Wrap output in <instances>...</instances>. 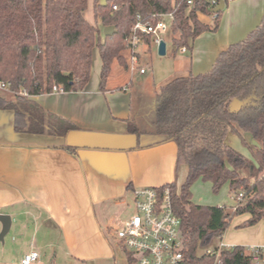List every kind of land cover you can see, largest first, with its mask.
I'll use <instances>...</instances> for the list:
<instances>
[{
	"label": "trees",
	"instance_id": "trees-1",
	"mask_svg": "<svg viewBox=\"0 0 264 264\" xmlns=\"http://www.w3.org/2000/svg\"><path fill=\"white\" fill-rule=\"evenodd\" d=\"M88 2L0 0V82L13 95V99L0 98V107L14 112L16 131L65 135L76 129L30 96L51 92L52 85L63 91L81 90L89 79L94 49L101 59L100 88L104 89L113 61L127 66L122 52L137 14L153 20L171 12L175 52L182 46L191 50L199 34L216 30L222 13L216 12L208 24L198 14L213 13L209 0H108L105 6L92 0L91 23L84 16ZM111 2L117 5L115 10L110 9ZM106 25L113 26L109 35H103ZM140 40L150 45L153 37L144 34ZM146 121L148 131L133 121L128 131L174 141L176 171L181 164L188 168L179 188L175 182L157 187L160 193L169 188L173 212L180 220L181 264H215L218 245L212 254H198V247L220 239L234 215L248 213L245 226L264 219V14L244 38L217 55L209 70L161 86ZM240 131L256 142L241 137L255 165L226 141L229 133ZM197 179L210 182L214 192L227 183L236 206L192 203L190 187ZM218 257L221 264H264L259 247H225Z\"/></svg>",
	"mask_w": 264,
	"mask_h": 264
},
{
	"label": "crops",
	"instance_id": "crops-1",
	"mask_svg": "<svg viewBox=\"0 0 264 264\" xmlns=\"http://www.w3.org/2000/svg\"><path fill=\"white\" fill-rule=\"evenodd\" d=\"M263 14L264 0H230L217 29L199 34L191 50L179 48L177 55L171 44L173 65L159 79L146 68L143 73L134 68L139 88L113 82L112 63L101 89V59L94 49L89 79L81 90L30 96L45 111L76 126L65 135L16 131L14 112L0 107V214L10 216L0 242V264H18L31 251L39 254L31 264H129L113 234L133 205L132 189L171 182L179 188L188 168L181 164L176 171L174 141L129 132L128 123L148 131L146 117L159 88L177 77L209 70L217 55L244 38ZM198 17L208 24L214 19L202 13ZM157 44L153 40L146 45L157 49ZM129 54L126 68L122 66L126 70ZM135 56L139 59L137 52ZM0 98L13 95L0 89ZM226 236L219 244L230 247Z\"/></svg>",
	"mask_w": 264,
	"mask_h": 264
},
{
	"label": "built area",
	"instance_id": "built-area-1",
	"mask_svg": "<svg viewBox=\"0 0 264 264\" xmlns=\"http://www.w3.org/2000/svg\"><path fill=\"white\" fill-rule=\"evenodd\" d=\"M191 1L188 0V3ZM220 1H223L225 6V0H209L210 7L218 6ZM109 7L115 10L117 5L111 2ZM210 15L215 17V13ZM172 18L171 12L161 14L153 20H142L139 14L136 15L128 37L127 50L131 53V65L136 62L134 48L141 41V35H151L158 43L160 34L170 30ZM181 50L184 51L185 47L182 46ZM139 71L143 73L145 68L140 67ZM0 89L7 90V85L0 82ZM51 91L63 90L57 85H52ZM132 196L135 213L125 220L123 226L116 227L113 234L117 246L125 252L129 264H181L183 246L179 233L180 220L173 212L169 188L165 187L160 193L157 187H137L132 189ZM241 196L242 193H239L237 197ZM225 247L218 245L215 264H221L219 250ZM259 248L263 249L264 245ZM206 253L212 254L214 249H206ZM38 257L37 251H31L24 254L18 264H31Z\"/></svg>",
	"mask_w": 264,
	"mask_h": 264
},
{
	"label": "rangeland",
	"instance_id": "rangeland-1",
	"mask_svg": "<svg viewBox=\"0 0 264 264\" xmlns=\"http://www.w3.org/2000/svg\"><path fill=\"white\" fill-rule=\"evenodd\" d=\"M85 18L94 23L93 10H92V0H89L88 7L84 12ZM160 37L166 41L168 53L164 55H159L157 49L154 45L150 48L144 43H137L134 50L139 54V59L131 65L130 68L126 70L117 61H113V69L111 70L110 76L113 77L112 81L121 83L125 82L129 85V88H139L141 86L140 80H134V68L139 69V67H144L147 69V74L151 73L154 75L155 79H159L164 73L172 67L173 63V52L171 51L170 43V30L164 31L160 34ZM177 52V51H176ZM123 56L126 61L128 55V50L125 49ZM175 53V52H174ZM177 54V53H175ZM178 55V54H177ZM130 56V54H129ZM132 73V74H131ZM149 74V75H151ZM109 76V81H111ZM156 79V80H157ZM143 86V85H142ZM147 89V88H146ZM148 90V89H147ZM148 92H152L151 90ZM10 93V92H9ZM148 126L147 123L144 125ZM243 137L248 143H252L249 135L240 131L238 133H229L227 135L226 141L232 146L236 151L245 156L252 165H255V161L251 155V152L247 145L242 142ZM244 173V171L242 172ZM191 191V202L200 205H216L225 206L227 208H233L236 206L237 201L232 193L229 192V186L227 183L223 184L221 188L214 192L212 190L211 183L208 181H203L197 179L193 182L190 187ZM135 213V208L131 204L122 218L116 224L118 227L123 226L125 220L131 217ZM249 218L248 213H242L234 215L229 221L228 227L226 228L223 235H227L231 243L228 245H243L247 249H252L256 247H263L264 245V219H260L253 225L245 226L244 223ZM233 232V233H232ZM238 240V241H237ZM236 241L238 243H232ZM219 244V239H213L208 245L198 247L197 253L201 254L206 252V249H213L214 246ZM264 252V248L262 249ZM121 264H127L126 262H121Z\"/></svg>",
	"mask_w": 264,
	"mask_h": 264
},
{
	"label": "water",
	"instance_id": "water-1",
	"mask_svg": "<svg viewBox=\"0 0 264 264\" xmlns=\"http://www.w3.org/2000/svg\"><path fill=\"white\" fill-rule=\"evenodd\" d=\"M108 0H100V4L105 6ZM224 9V2L220 1L219 5L212 8V12L216 13L218 11H222ZM103 35H109L113 31L112 25H106L102 29ZM157 52L159 55H164L166 52V43L163 39H160L157 44ZM254 144L255 141H252ZM0 223H1V230H0V242L4 240V236L7 233L9 226H10V216L6 214H0Z\"/></svg>",
	"mask_w": 264,
	"mask_h": 264
}]
</instances>
